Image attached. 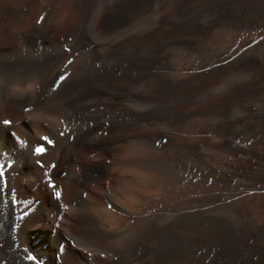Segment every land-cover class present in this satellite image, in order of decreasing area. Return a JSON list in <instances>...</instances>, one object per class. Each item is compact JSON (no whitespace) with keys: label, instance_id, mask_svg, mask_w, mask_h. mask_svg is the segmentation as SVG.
Segmentation results:
<instances>
[{"label":"bare ground","instance_id":"6f19581e","mask_svg":"<svg viewBox=\"0 0 264 264\" xmlns=\"http://www.w3.org/2000/svg\"><path fill=\"white\" fill-rule=\"evenodd\" d=\"M0 165V264H264V0H0Z\"/></svg>","mask_w":264,"mask_h":264},{"label":"snow or ice","instance_id":"6c2138e0","mask_svg":"<svg viewBox=\"0 0 264 264\" xmlns=\"http://www.w3.org/2000/svg\"><path fill=\"white\" fill-rule=\"evenodd\" d=\"M39 23V21H38ZM67 50V49H66ZM72 63V60H69L68 61V64H71ZM225 63H227V61H225ZM66 76H67V73H65L64 75H60L58 77V79L55 80V85L59 86L61 84L62 81H64L66 79ZM11 123V121L9 120H4L3 121V124L4 125H9ZM60 135H64V132H61ZM42 141H46L48 145H51L53 143V141L47 137V136H43L40 138ZM46 149H45V145L43 143L41 144H38L34 149H33V152L36 156H40L42 155L43 153H45ZM35 163L37 165H40L41 167H43V165L41 164V161L39 159H37L35 161ZM56 167L55 164L51 165V168L54 169ZM45 176H48V173L45 172ZM5 177V171H4V165H0V198H3L4 195H5V185L3 183V178ZM48 187L50 189H56V185L54 184L53 180L51 178H49L48 180ZM53 195L54 197L57 199V200H60L61 198V191L59 190H54L53 192ZM10 203L12 205H15L17 203V196L16 194L13 192L11 193V200H10ZM28 213L27 212H24L23 215L26 216ZM26 259L28 261H33L35 260L36 258L31 255V254H28L26 256Z\"/></svg>","mask_w":264,"mask_h":264},{"label":"clouds","instance_id":"9594fccd","mask_svg":"<svg viewBox=\"0 0 264 264\" xmlns=\"http://www.w3.org/2000/svg\"><path fill=\"white\" fill-rule=\"evenodd\" d=\"M37 87H38V86H37L35 83L30 82V83L27 85L26 89L21 90L19 87L13 85L12 88H11V91H12L13 93L20 92V91L33 92V91H35V89H36Z\"/></svg>","mask_w":264,"mask_h":264},{"label":"rangeland","instance_id":"374dc122","mask_svg":"<svg viewBox=\"0 0 264 264\" xmlns=\"http://www.w3.org/2000/svg\"><path fill=\"white\" fill-rule=\"evenodd\" d=\"M40 19H41V17H39ZM159 142H161V141H159ZM163 144H165V143H163ZM23 145V144H22ZM24 147V146H23ZM97 154V153H96ZM108 208H109V206H107ZM25 259V258H24Z\"/></svg>","mask_w":264,"mask_h":264}]
</instances>
